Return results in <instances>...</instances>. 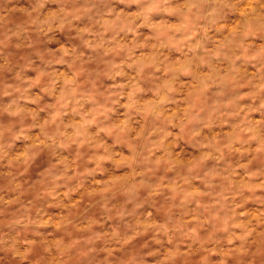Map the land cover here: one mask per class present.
Returning <instances> with one entry per match:
<instances>
[{"label": "clouds", "instance_id": "9594fccd", "mask_svg": "<svg viewBox=\"0 0 264 264\" xmlns=\"http://www.w3.org/2000/svg\"><path fill=\"white\" fill-rule=\"evenodd\" d=\"M0 264H264V0H0Z\"/></svg>", "mask_w": 264, "mask_h": 264}]
</instances>
